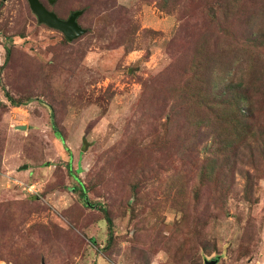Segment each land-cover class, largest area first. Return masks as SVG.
Returning <instances> with one entry per match:
<instances>
[{"label":"rangeland","instance_id":"374dc122","mask_svg":"<svg viewBox=\"0 0 264 264\" xmlns=\"http://www.w3.org/2000/svg\"><path fill=\"white\" fill-rule=\"evenodd\" d=\"M41 1L87 32L0 0V264H264V165L199 189L211 138L189 101L264 35V0Z\"/></svg>","mask_w":264,"mask_h":264},{"label":"trees","instance_id":"16d2710c","mask_svg":"<svg viewBox=\"0 0 264 264\" xmlns=\"http://www.w3.org/2000/svg\"><path fill=\"white\" fill-rule=\"evenodd\" d=\"M259 31L260 28L256 27L250 32L254 42H250L248 48H245L244 42L230 46V49L234 48L233 61H224L229 67L226 76L217 81L215 70H213L215 81L205 86V92L193 91L197 94L189 99L197 109L205 111L196 114L198 118L194 127L200 129L199 132H202L201 129L208 130L211 145L204 148L206 155L199 169L197 168V174L200 179L199 189L210 185L213 195L218 193L226 195L229 192V176L237 170L244 158L247 157L250 162L255 163L258 154L259 164L264 165V125L260 123L258 120L260 117L258 118L256 114L257 104L264 102V35H259ZM220 58L222 57L216 54V59ZM242 64H246V72L245 68L241 70ZM257 65L260 71L259 77L256 78V76L252 77V74L256 71L258 73ZM234 67L240 73H235ZM10 100L16 106L21 105L12 98ZM55 132L64 141L56 129ZM196 152L194 148L193 154L198 160L199 154L197 155ZM252 163L251 166L257 169L258 166ZM243 176H250L249 171H245ZM178 180L177 188L181 190L185 187V183L180 176ZM137 186L138 184L134 186V189ZM199 189L195 190L196 197ZM134 193L138 198L135 190ZM81 197L89 205L87 191L83 186ZM216 199L214 197L215 201ZM103 209L111 229L113 220L107 210L104 207Z\"/></svg>","mask_w":264,"mask_h":264},{"label":"water","instance_id":"95a60500","mask_svg":"<svg viewBox=\"0 0 264 264\" xmlns=\"http://www.w3.org/2000/svg\"><path fill=\"white\" fill-rule=\"evenodd\" d=\"M50 4H54L56 0H49ZM32 12L36 15L38 22L49 28L61 32L68 41H74L83 36L87 30L82 28L78 23V18L83 15V11L72 13L68 19H61L55 12L49 11L40 0H28ZM19 129L25 127L18 126ZM24 166L21 169H27ZM205 264H217V260L206 261Z\"/></svg>","mask_w":264,"mask_h":264},{"label":"flooded vegetation","instance_id":"af4514ba","mask_svg":"<svg viewBox=\"0 0 264 264\" xmlns=\"http://www.w3.org/2000/svg\"><path fill=\"white\" fill-rule=\"evenodd\" d=\"M40 1H41V0H40ZM47 1H48V3L50 4L49 0H47ZM41 2H42V1H41ZM56 2H57V0H56ZM56 2H55V3H56ZM55 3H54V4H55ZM42 4H43V2H42ZM54 4H50V5L53 6ZM43 5H44V4H43ZM44 6H45V5H44ZM45 7H46V6H45ZM46 8H47V7H46ZM47 9H48V8H47ZM48 10H49V9H48ZM49 11H50V10H49ZM61 19H62V18H61Z\"/></svg>","mask_w":264,"mask_h":264},{"label":"built area","instance_id":"2783aa9c","mask_svg":"<svg viewBox=\"0 0 264 264\" xmlns=\"http://www.w3.org/2000/svg\"><path fill=\"white\" fill-rule=\"evenodd\" d=\"M29 190H30V192H33V190L35 191L34 186H32Z\"/></svg>","mask_w":264,"mask_h":264}]
</instances>
